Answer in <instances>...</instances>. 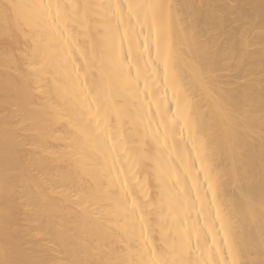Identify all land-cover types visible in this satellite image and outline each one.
I'll return each instance as SVG.
<instances>
[{"label": "bare ground", "instance_id": "bare-ground-1", "mask_svg": "<svg viewBox=\"0 0 264 264\" xmlns=\"http://www.w3.org/2000/svg\"><path fill=\"white\" fill-rule=\"evenodd\" d=\"M11 2L19 7L7 17L0 11V261L68 258L67 251L61 256L47 246H33L32 237L43 239L42 233L53 225H60L58 232L69 236L74 232L87 242L81 245L82 252L72 249V258L96 264L207 259V251L190 253L185 247L184 229L196 215L185 218L183 211L177 215L169 191L177 173L180 187L187 190L200 169L197 157L203 153L193 139L202 137V128L212 144V175L219 174L223 182L217 198L227 202L239 221V251L230 256L225 246L214 258L221 264L233 259L264 264V0H167L184 6L181 14L200 22L197 31L173 27L169 37L170 47L188 53L178 59L175 70L198 102L200 125L194 137L187 128L173 135L159 124L155 110L160 100L177 112L162 72L154 88L149 81L147 98L142 79L137 96L112 60L113 44L123 59L129 39L122 38L125 28L117 30V18L106 5L131 0ZM49 4L62 5L60 28L45 22L51 10L44 6ZM218 21L227 27L226 47L232 58L240 52L235 72L239 79L227 88L208 83L200 57L193 55L199 43L215 39ZM38 45L42 52L26 66L24 54ZM85 47L101 69L97 76L103 77L107 93L103 108L87 118L82 115L80 81L70 63L80 62ZM89 121L98 133L108 129L111 179L106 188L94 183L88 187L96 168V147L86 132ZM170 124L178 133L183 127L182 120ZM116 130L120 135L112 140ZM185 164L190 168L186 184ZM199 175L203 187L204 173ZM144 206L150 215L140 220Z\"/></svg>", "mask_w": 264, "mask_h": 264}, {"label": "snow or ice", "instance_id": "snow-or-ice-1", "mask_svg": "<svg viewBox=\"0 0 264 264\" xmlns=\"http://www.w3.org/2000/svg\"><path fill=\"white\" fill-rule=\"evenodd\" d=\"M19 6L12 3L11 0H0V11L7 17ZM51 10L45 15V22L49 27L55 25L60 28L58 23L61 19L60 4H49L44 6ZM113 16L117 18V30L123 25L125 31L122 38L129 39V47L127 53L120 58L113 44L112 60L118 65L121 77L126 79L129 87L139 96L141 91V80L143 79L144 95L147 98L149 81H152V87H155V78L159 77L162 72L163 79L170 86L173 99L176 102L177 112L172 113L170 108L165 107L164 100H160L155 114L160 116L159 124L165 126L166 133L171 132L173 135L182 134L184 128H187L190 137L195 136V130L200 125V116L198 112V102L195 96H192L183 83L184 77L176 72V65L181 56H187L188 53L183 49L170 47L169 37L173 27L182 28L184 31H197L200 22L195 18L184 16L181 14L182 5L167 2V0H151V2H138L131 0L128 3H111L106 5ZM125 17L127 21L125 23ZM135 18L134 22L133 19ZM223 22L218 21L215 25V39L209 37L206 43H199L197 48L193 50L194 56L200 57V67L208 83L221 84L227 88L230 81L238 80L235 75L236 65L239 62L240 52L236 51L235 59L232 58V50L227 48L229 44L227 27H221ZM145 25L147 31H145ZM139 28V31H137ZM63 31V29H62ZM264 33V28H262ZM153 46L155 56H153ZM135 51V55H133ZM222 51L229 53V56L221 55ZM42 49L38 45L35 50H29L25 53L24 63L26 66H31L30 62L34 54H40ZM79 63L71 60V71L75 73V78L80 81L81 94L84 98V111L82 115L87 118L91 111L99 112L106 101L107 93L103 87V77L97 76V72L101 71L97 67L96 60L88 52L85 47L78 57ZM262 63H264V55H262ZM25 77L29 74L24 73ZM233 87L236 85L233 84ZM37 87L39 85L37 84ZM155 94V93H154ZM164 99L167 98V88L163 93ZM90 98H94L90 99ZM93 102L97 105L92 108ZM149 111L151 110V102H149ZM183 121V127L177 132V126L170 124V121ZM93 121L88 122L86 132L92 138L95 144L96 151V168L94 174L90 177L88 183L89 189L93 183L101 188L108 187V181L111 179V167L107 164L108 156L112 146L109 143L108 129L104 128L99 133L97 129L92 127ZM113 128L115 126L113 125ZM202 137L193 139L194 146L199 144L200 151L198 159L201 161V167L192 177V183L187 190L180 187V173H177L176 179L173 182V188L170 189L171 203L173 211L184 212L185 218L190 217L195 212L196 218L191 221L189 226L184 229L185 247L190 253L200 252L202 255L205 251L209 253L208 258L203 261L199 259H184L175 262V264H221L214 257L219 254L222 249L227 247V254L232 256L239 251V221L234 216L231 208L226 201L219 200L218 192L223 186L222 178L219 174L212 175L211 155L212 144L206 140V133L201 128ZM120 133L119 130L111 137L112 140H117ZM204 173L203 187L200 181V172ZM184 183L190 176V168L187 164L184 166ZM211 193V198H209ZM145 211L138 219L143 220L150 213L147 211V206H144ZM214 209V212L212 211ZM135 208H133V212ZM201 217L204 218V223H201ZM184 219H181V227H183ZM60 225H53L46 233H42L43 239H33V246L42 248L47 246L49 252L64 255L68 252V258L65 259H46V260H28V261H13L11 264H96V261L85 259L72 258L75 253L72 249L83 248L81 245L87 243L81 236L72 233L71 236L65 232H58L57 228ZM144 224L141 225L143 229ZM118 239L119 234H114ZM217 238H219V243ZM162 244H167L168 240L162 236ZM0 264H7L6 261H0ZM103 264V262H101ZM224 264H247L244 260L224 261Z\"/></svg>", "mask_w": 264, "mask_h": 264}]
</instances>
